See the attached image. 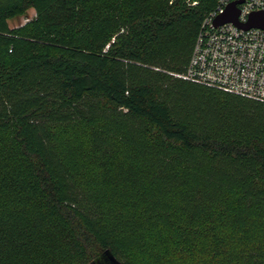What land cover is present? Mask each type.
I'll list each match as a JSON object with an SVG mask.
<instances>
[{
    "label": "trees",
    "instance_id": "1",
    "mask_svg": "<svg viewBox=\"0 0 264 264\" xmlns=\"http://www.w3.org/2000/svg\"><path fill=\"white\" fill-rule=\"evenodd\" d=\"M214 4L0 0V264H264V103L180 77Z\"/></svg>",
    "mask_w": 264,
    "mask_h": 264
},
{
    "label": "built area",
    "instance_id": "2",
    "mask_svg": "<svg viewBox=\"0 0 264 264\" xmlns=\"http://www.w3.org/2000/svg\"><path fill=\"white\" fill-rule=\"evenodd\" d=\"M233 1L215 0L203 17L186 72L180 77L264 103V30L244 29L232 22L214 25ZM237 8V19L244 23L251 13L264 10V0H243Z\"/></svg>",
    "mask_w": 264,
    "mask_h": 264
},
{
    "label": "water",
    "instance_id": "3",
    "mask_svg": "<svg viewBox=\"0 0 264 264\" xmlns=\"http://www.w3.org/2000/svg\"><path fill=\"white\" fill-rule=\"evenodd\" d=\"M243 2V0H235L226 7L225 12L218 16L214 20V25L218 26L225 22H232L237 26L248 28H260L264 30V10L253 12L249 15L248 19L244 23H240L237 19L238 8L237 5ZM91 264H120L116 261L108 251H105L101 256L94 259Z\"/></svg>",
    "mask_w": 264,
    "mask_h": 264
},
{
    "label": "rangeland",
    "instance_id": "4",
    "mask_svg": "<svg viewBox=\"0 0 264 264\" xmlns=\"http://www.w3.org/2000/svg\"><path fill=\"white\" fill-rule=\"evenodd\" d=\"M35 15L34 10L29 7L22 13H16L9 17L8 24L10 27H17L24 24L27 20L32 19Z\"/></svg>",
    "mask_w": 264,
    "mask_h": 264
}]
</instances>
